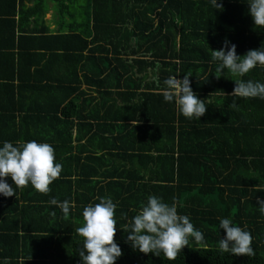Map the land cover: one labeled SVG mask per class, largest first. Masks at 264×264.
I'll return each mask as SVG.
<instances>
[{"label": "trees", "instance_id": "16d2710c", "mask_svg": "<svg viewBox=\"0 0 264 264\" xmlns=\"http://www.w3.org/2000/svg\"><path fill=\"white\" fill-rule=\"evenodd\" d=\"M2 1L3 47L14 42L17 22L24 31L30 18L43 19L49 1L61 29L35 43L53 51L50 62L42 61L44 51L25 57V43L37 38L20 33L22 56L37 66L32 80L36 94L23 107L10 89L3 91L4 86L15 89L9 81L15 75L3 76L0 143H48L62 172L47 194L29 185L16 196H0V264H80L82 238L76 228L83 224V207L100 197L117 204L115 240L123 254L116 264H169L162 257L133 251L120 228L125 224L120 214L131 218L150 195L175 201L178 214L189 216L205 237L203 245L190 240L172 264H264V216L257 204V199L264 200V100L248 98L253 103L248 115L229 110L227 100L238 98L225 94L233 91L235 81L217 82L215 78L232 75L220 77L211 60V50H219L225 39L236 45L240 56L264 46V29L254 26L247 4L218 0L217 9L209 0H34L35 7L26 11L17 9L18 0ZM57 50L65 57L58 66L52 62ZM186 72L192 73L191 87L208 106L201 120L186 119L174 103L163 100L164 81L183 78ZM250 77L264 83V68H254L243 79ZM84 84L94 86L97 95L89 97ZM43 87L52 95L37 92ZM219 92L226 100H212ZM240 99L239 104L246 100ZM210 110L234 114L225 120L226 128L208 127L213 123L206 119ZM230 117L239 120L231 122ZM111 120L122 129L112 139L105 135L112 133ZM217 130L224 132V148L233 154L212 167L203 142ZM135 159L137 167L132 165ZM8 183H13L10 178ZM53 198L73 205L67 217L50 203ZM220 217L251 234L252 256L217 250L224 236L218 228Z\"/></svg>", "mask_w": 264, "mask_h": 264}, {"label": "clouds", "instance_id": "9594fccd", "mask_svg": "<svg viewBox=\"0 0 264 264\" xmlns=\"http://www.w3.org/2000/svg\"><path fill=\"white\" fill-rule=\"evenodd\" d=\"M243 2L248 6V15L254 26L264 29V0ZM209 3L214 8L221 7L218 0H209ZM211 60L217 63V72L227 70L233 77H237L233 80L235 86L231 97L264 100V83L239 79L254 68H264V46L248 50L240 56L236 45L225 39L219 50H211ZM191 76L192 73L186 72L180 79L167 78L162 96L164 102L174 103L178 113L186 119L201 120L208 106L205 99L199 98L193 91ZM232 105H235V99ZM61 172L62 164L56 162L54 149L48 143H38L35 140L0 143V196L4 198L16 196L17 190H23L29 185L35 191L47 194L50 185L58 179ZM8 178L13 182L12 185L8 183ZM50 203L59 207L65 217L73 206L68 200L59 202L55 198ZM257 204L260 214L264 216V200L257 199ZM116 208L117 204L111 197H100L98 203L83 207V224L76 228V233L82 238V247L78 250L80 264H116L122 256L121 247L115 240ZM120 219L125 221L123 227H120L127 233L125 243L133 251L162 257L169 264L176 260L185 246L189 247L190 240L197 245L205 243L204 234L194 228L190 217L178 214L175 201L167 203L156 195L148 196L134 216L129 218L126 213H121ZM218 219V228L224 231V236L218 240L217 250L221 254L252 256L251 234L235 226L230 218Z\"/></svg>", "mask_w": 264, "mask_h": 264}, {"label": "crops", "instance_id": "0c3cea01", "mask_svg": "<svg viewBox=\"0 0 264 264\" xmlns=\"http://www.w3.org/2000/svg\"><path fill=\"white\" fill-rule=\"evenodd\" d=\"M1 2H3V1L0 0V6H2ZM35 5H36V2L34 0H18L16 3L18 10L21 9V7H24V9L26 11H29L30 9L34 8ZM52 5H53V3L49 1V10L46 12L43 19L41 17V20H39V21H34L33 18H30L29 21L27 20L25 23V26H24V31L21 29V25L19 24V22H17L16 26H15L16 37L14 39V42H8L10 44H5L3 47L1 45L3 40L0 39L1 40L0 41V47H2V49L0 48V81H6L3 79V76L10 77L9 75H15V76H13L14 80H11V78L9 80L12 83H14L15 89H11L10 87L7 88L4 86L3 91H7L8 89H10L14 93V95L12 94L14 99L17 102L24 103L23 107L29 106L28 103L31 102L30 99H34V96L36 94V89L32 86L33 85L32 80H33L34 73H36L38 75V72L35 71L37 66L34 65V63L31 64L32 61L30 59L25 60L24 56H22L23 51L19 47V36H20V33H24V34L28 35L29 37L37 38V39L27 40V42L25 43L24 50L26 51V53L27 52L34 53L33 52L34 50L39 51L38 53H42L41 51H44L45 54L47 53V57H46V59H43L42 61L43 62H50L49 60H51V58H52L51 53L53 51L48 50L47 47H40V46L36 47L35 43L41 42V41H39V38L43 37L46 34L60 33L61 25L54 18V9H53ZM6 27L10 28L8 24L6 25ZM46 29H47V31H46ZM45 43L47 44V42H45ZM46 51H48V52H46ZM27 55H28V53L26 54L25 57H27ZM35 55L36 54H34V57H36ZM56 56H57L56 61H52V62H54L58 66L60 63H63L61 60L64 59L65 57H64L63 52H61V50H57ZM43 62H41V65L43 64ZM77 66H78L77 71L80 72V63ZM22 68H24V69H22ZM56 70H60V68L57 67ZM217 73L219 74L220 77H221V75H224V76L226 75V77H222V78H227L229 75H231L230 73L227 72V70H226V72L224 71L223 73H221V72H217ZM80 74H81V72H80ZM196 74H199V72H196ZM21 77L23 79H21ZM243 78L244 77H241L239 79H243ZM234 79H237V77L231 76V78H227L224 80H219V78H215V80H217V82L218 81L221 83L228 82V84H232ZM249 79L253 80V77H250ZM23 82H25V83H23ZM43 83H46L45 79L43 80ZM38 85H40V84H38ZM232 86H235V83L232 84ZM20 87H22V89ZM82 89H86L89 91V97H91L92 94L97 95V93L94 92L95 91L94 86L90 87L88 84H84L82 86ZM43 91H46L48 93V95H52V93L49 92L44 87L37 90V92L45 95ZM231 93L232 92H229V94H225V95H228L231 97ZM5 96H7V95H5ZM60 96L61 95L58 94V96H56V97L59 98ZM212 96H213L212 100H214V101L218 97L216 100L217 102L218 101L222 102V101L226 100V99L220 98V97L224 96L223 92H219V94L216 93L215 95H212ZM5 98H7V97H3V99H5ZM58 98H54V99H58ZM233 100H227L228 102L231 103V106H230L231 108L229 110L243 111V113L245 115H248L249 114L248 112L253 111V103L251 104V99H246L248 101L245 100L242 104H239V102H242L243 100L238 98L236 100H240V101L235 100L234 106L232 105ZM244 104H247V105L249 104V108H247ZM217 107L224 108L223 106H220V105H218ZM232 107H235V109ZM220 110H222V109H218V111H220ZM218 111L217 110H215V111L210 110V114H206V119L213 122V123L208 122L209 123L208 127H211L212 125H213L212 127H215L217 125L216 127H218V128H222V129L226 128L225 123H224L225 120L227 119L228 116H232V114H234V112L228 113L226 110H223L220 113ZM230 120L232 122V120L235 121V120H239V119L234 118V117H230ZM112 121L113 120L109 121V123L111 125L110 130L113 129L112 133L109 132V134H107V133L105 134L106 136H109L110 139H112V137H115L119 132L122 131V129L120 131V128L118 126L119 123L114 122V121L112 122ZM140 122H144V121L141 120ZM112 123H115L114 124L115 126H113ZM217 131L219 132L218 134L212 133V132L208 133V135L206 136V138L204 139V142H203V146H205L204 147V149H205L204 157H208L207 165L209 164L212 167L214 165L218 167L219 164L221 163V161H223L222 159L224 157H231L229 154H233L232 151H230V149L224 148V146H226L224 144L225 142L223 140L224 132L222 130H217ZM227 151L231 152V153H227ZM237 155H239V154H237ZM147 161L150 162L149 160H147ZM139 163L140 162L138 161V159H135L132 165L137 167V166H139ZM150 166L154 167V163H152V164L150 163ZM150 170L151 169L149 168V172H150Z\"/></svg>", "mask_w": 264, "mask_h": 264}, {"label": "bare ground", "instance_id": "6f19581e", "mask_svg": "<svg viewBox=\"0 0 264 264\" xmlns=\"http://www.w3.org/2000/svg\"><path fill=\"white\" fill-rule=\"evenodd\" d=\"M52 54V53H51Z\"/></svg>", "mask_w": 264, "mask_h": 264}]
</instances>
